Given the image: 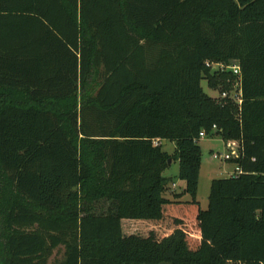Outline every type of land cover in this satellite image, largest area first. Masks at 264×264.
I'll return each mask as SVG.
<instances>
[{"label": "trees", "instance_id": "trees-1", "mask_svg": "<svg viewBox=\"0 0 264 264\" xmlns=\"http://www.w3.org/2000/svg\"><path fill=\"white\" fill-rule=\"evenodd\" d=\"M232 62L240 105L201 87L230 92L211 66ZM201 132L238 142L241 170L206 210ZM59 249L60 264H264V0H0V264Z\"/></svg>", "mask_w": 264, "mask_h": 264}, {"label": "rangeland", "instance_id": "rangeland-1", "mask_svg": "<svg viewBox=\"0 0 264 264\" xmlns=\"http://www.w3.org/2000/svg\"><path fill=\"white\" fill-rule=\"evenodd\" d=\"M201 87L205 94L215 98L219 95L217 91L211 90L208 87L207 81H201ZM162 150L173 156L175 145L169 141H162ZM201 150V166L199 171V181L197 189V201L200 203L203 210H206L209 202V195L214 180L229 176L234 171V165L228 161L214 159L213 153L225 154L235 153L237 149L236 141L225 142L221 136L211 133L198 141ZM227 145V148H226ZM169 167L163 172V175L171 180L170 189L173 192H181L184 188V182L178 178L179 164L178 161L169 159ZM168 160V161H169ZM170 195V194H169ZM167 194V197L169 196ZM166 196V194H165ZM189 196L185 195L182 201H188ZM100 212H105L107 205L100 203L98 205ZM62 249L55 251L53 256L48 260V264H60L63 259Z\"/></svg>", "mask_w": 264, "mask_h": 264}, {"label": "built area", "instance_id": "built-area-1", "mask_svg": "<svg viewBox=\"0 0 264 264\" xmlns=\"http://www.w3.org/2000/svg\"><path fill=\"white\" fill-rule=\"evenodd\" d=\"M208 65V64H207ZM213 70L219 71V72H224V71H230L232 72V75L234 76V80L231 84V90L230 92H223L220 95H218L217 97H219L220 99H230L234 102H236L238 105L241 104L242 102V90H241V75H240V68L238 66V64L236 62H232L230 65H224V64H213L212 66ZM216 129L215 126H213V131ZM207 134L205 132H201L199 134V140L206 137ZM159 142L158 141H154V145H157ZM227 148V145H226ZM238 150H239V145L237 142V149L235 153H229L227 151V153L225 154H217V153H213L212 157L214 159H219V160H224V161H229L232 159H235L238 157ZM241 174V170L238 167H234V171L232 173L229 174V176L232 175H238Z\"/></svg>", "mask_w": 264, "mask_h": 264}, {"label": "crops", "instance_id": "crops-1", "mask_svg": "<svg viewBox=\"0 0 264 264\" xmlns=\"http://www.w3.org/2000/svg\"><path fill=\"white\" fill-rule=\"evenodd\" d=\"M200 207H201V205H200ZM201 209H202V207H201ZM203 210V209H202Z\"/></svg>", "mask_w": 264, "mask_h": 264}, {"label": "water", "instance_id": "water-1", "mask_svg": "<svg viewBox=\"0 0 264 264\" xmlns=\"http://www.w3.org/2000/svg\"><path fill=\"white\" fill-rule=\"evenodd\" d=\"M168 163H170V160L168 161Z\"/></svg>", "mask_w": 264, "mask_h": 264}]
</instances>
